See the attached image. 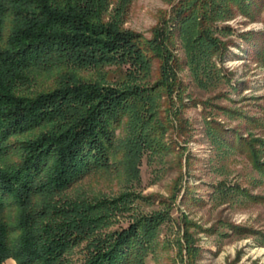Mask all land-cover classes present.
Here are the masks:
<instances>
[{
    "label": "trees",
    "instance_id": "1",
    "mask_svg": "<svg viewBox=\"0 0 264 264\" xmlns=\"http://www.w3.org/2000/svg\"><path fill=\"white\" fill-rule=\"evenodd\" d=\"M129 1L116 7L125 4V11ZM108 4L0 0V159L15 157L0 165V264L6 259L15 264L135 262L166 214L139 215L125 227L105 231L125 198L88 202L62 194L88 170L106 165L113 129L127 113L137 135L153 117L141 116L136 103H145L144 91L135 81L148 76L156 59L158 83L168 89L166 81L174 76L168 47L176 34L185 41L191 63L222 58L226 44L214 37L217 23L235 14L254 20L264 11V0H176L163 26L145 39L102 22ZM261 22L264 26V17ZM52 54L75 68L124 67L126 80L110 85L68 75L49 91L19 94L30 68ZM258 56L264 64V40ZM35 129L40 130L29 140L8 142ZM74 249L76 258L70 256Z\"/></svg>",
    "mask_w": 264,
    "mask_h": 264
},
{
    "label": "rangeland",
    "instance_id": "2",
    "mask_svg": "<svg viewBox=\"0 0 264 264\" xmlns=\"http://www.w3.org/2000/svg\"><path fill=\"white\" fill-rule=\"evenodd\" d=\"M175 1L130 0L124 11L125 4L116 7L122 0H108L101 19L151 39ZM263 17L264 11L254 20L235 14L218 22L222 58L191 63L176 34L168 47L174 74L168 89L160 88L156 59L148 76L135 81L144 91L145 103H136L141 116L153 117L137 135L127 113L113 129L106 165L88 170L62 194L88 202L125 198L105 231L139 215L166 214L132 264H264V165L256 166L264 164ZM59 59L52 54L33 65L19 94L49 91L68 75L110 85L126 80L124 67L75 68ZM39 130L8 142L29 140ZM14 158L7 155L0 165Z\"/></svg>",
    "mask_w": 264,
    "mask_h": 264
},
{
    "label": "crops",
    "instance_id": "3",
    "mask_svg": "<svg viewBox=\"0 0 264 264\" xmlns=\"http://www.w3.org/2000/svg\"><path fill=\"white\" fill-rule=\"evenodd\" d=\"M2 264H15V262L11 259H6L2 262Z\"/></svg>",
    "mask_w": 264,
    "mask_h": 264
}]
</instances>
